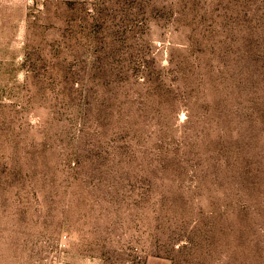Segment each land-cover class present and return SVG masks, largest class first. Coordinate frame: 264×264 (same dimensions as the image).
I'll use <instances>...</instances> for the list:
<instances>
[{"label": "rangeland", "instance_id": "1", "mask_svg": "<svg viewBox=\"0 0 264 264\" xmlns=\"http://www.w3.org/2000/svg\"><path fill=\"white\" fill-rule=\"evenodd\" d=\"M0 264H264V0H0Z\"/></svg>", "mask_w": 264, "mask_h": 264}]
</instances>
